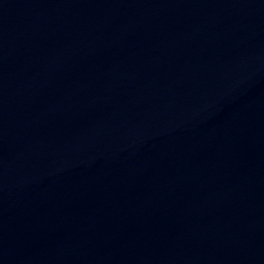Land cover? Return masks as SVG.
<instances>
[{
    "label": "water",
    "instance_id": "95a60500",
    "mask_svg": "<svg viewBox=\"0 0 264 264\" xmlns=\"http://www.w3.org/2000/svg\"><path fill=\"white\" fill-rule=\"evenodd\" d=\"M0 264H264V0H0Z\"/></svg>",
    "mask_w": 264,
    "mask_h": 264
}]
</instances>
